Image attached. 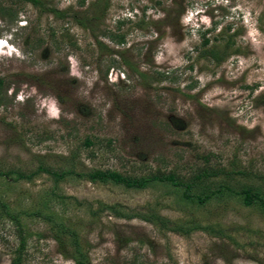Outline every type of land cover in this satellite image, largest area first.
Masks as SVG:
<instances>
[{"label": "rangeland", "instance_id": "1", "mask_svg": "<svg viewBox=\"0 0 264 264\" xmlns=\"http://www.w3.org/2000/svg\"><path fill=\"white\" fill-rule=\"evenodd\" d=\"M12 1L1 0L17 16L0 15V37L22 56L0 59V163L14 170L0 176V264L20 251L23 264H77L81 253L86 264H264L259 204L224 193L201 205L166 183L85 175L189 176L206 157L264 175V0ZM43 161L69 173L19 178ZM252 177L223 176L264 188Z\"/></svg>", "mask_w": 264, "mask_h": 264}, {"label": "trees", "instance_id": "2", "mask_svg": "<svg viewBox=\"0 0 264 264\" xmlns=\"http://www.w3.org/2000/svg\"><path fill=\"white\" fill-rule=\"evenodd\" d=\"M24 1H30L35 6L43 8V2L42 0H13V3L19 4ZM14 6V5H13ZM105 8H108V3L105 6ZM15 9V8H14ZM43 10V9H42ZM12 7H6L0 0V15L1 16H10V18H14L17 16V11L15 9V12H11ZM50 11L56 13L59 15L61 12L57 7L51 8ZM109 37L112 38L113 41H116L118 43H124L125 42V36L123 34H109ZM101 43V42H100ZM103 46V44L101 43ZM127 63L129 61L126 60ZM128 65V64H127ZM5 84V79L0 76V96L3 91V87ZM85 144L92 145L93 141L91 139H87L85 141ZM206 162L204 167H199L197 171H194L191 175L185 176L182 175L180 172H178L176 169L171 170H161L158 169V171L146 175H135V174H125L119 170L114 169H103V168H94L90 170L89 172L85 173V175L90 178L93 181H100V182H114L116 184L124 185L128 188H144L147 187L152 182L157 183H166L169 185H172L174 188L177 189V191L181 192V197L186 199L189 203L194 202L201 205H204L208 202L212 197L219 196L224 193H228L230 196H240L243 200V203L247 206H253L254 204H259L261 207L264 208V188L260 184L256 183H237L236 185H232L228 182V179L234 178L237 174L244 175L245 178H253L252 176H255L257 179L261 180V182H264V175L258 174L256 175L254 171L247 170V169H237L236 165L235 167L231 169H225L224 167H217L210 165V160L208 157H206ZM14 170L9 169L5 170L4 166L0 163V176H6V175H12ZM49 173L54 176H56L57 179H61L63 176L68 174L67 171H57L54 168L50 167L49 165H46V163L43 161L37 170L34 172L26 173L19 171L18 175L21 179H32L35 175L40 173ZM223 176H226L225 179ZM212 178H220L218 183L212 181ZM2 206L5 210H7L9 207L6 203H2ZM10 211H7V214H9L16 222L19 228L20 233H25V228L23 226V223L20 219H18L16 216L9 213ZM122 214V213H120ZM147 220H154V217H145ZM180 231H183L187 233V229H190V227H184L183 225H179L177 227ZM23 238V237H22ZM77 240V239H75ZM23 245L24 241H23ZM79 253H81L80 250H78ZM77 264H86V261L83 258V254H77ZM12 264H23V256L22 252L20 251L19 254H17L12 261Z\"/></svg>", "mask_w": 264, "mask_h": 264}, {"label": "clouds", "instance_id": "3", "mask_svg": "<svg viewBox=\"0 0 264 264\" xmlns=\"http://www.w3.org/2000/svg\"><path fill=\"white\" fill-rule=\"evenodd\" d=\"M215 1H218V0H215ZM225 1H228V0H225ZM206 16H208V15L201 16L202 18L200 20L202 22V25H210L211 24V23L209 24V21H207L205 18H203ZM19 21L22 22L23 20H19ZM26 21L29 22L28 20H26ZM21 25H23V24H21ZM24 25L27 26V23ZM21 56H22L21 47L18 45V43L15 41V39L12 35H5L3 37H0V59L2 57L20 58ZM69 60H70V70L75 72L76 71V65H74V63L72 62V55L69 57ZM113 74H114V71L112 72L111 75H113ZM117 76H119V74H117ZM109 77L111 78L112 76H109ZM41 104H43L42 108L45 109V111L47 113L48 112L50 113V111L53 112L52 117H54L55 119H58L60 117V114L55 112L57 109H59L58 105L56 103L54 104L52 102H45V101L43 102L42 101Z\"/></svg>", "mask_w": 264, "mask_h": 264}]
</instances>
